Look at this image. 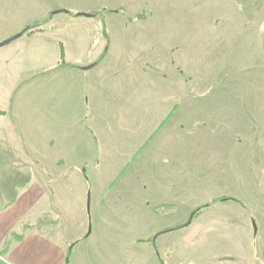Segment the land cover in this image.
<instances>
[{
	"label": "rangeland",
	"instance_id": "rangeland-1",
	"mask_svg": "<svg viewBox=\"0 0 264 264\" xmlns=\"http://www.w3.org/2000/svg\"><path fill=\"white\" fill-rule=\"evenodd\" d=\"M30 6L27 3L19 12L0 19V40L12 26H25L24 31L28 26H44L50 35L56 34L62 41L63 48L58 50L61 61L66 54L70 59L77 57L81 64H96L106 47L102 26L107 30L108 43L104 50L110 51L105 61L99 69H91L75 83V88L80 87L77 100L81 104H86L89 94L90 104L92 97L100 105L98 131L90 124L92 131H74L73 136L77 152L83 150V154L74 156L91 160L96 155L99 157L100 152L103 162L97 164L91 160L80 168L60 165L58 173H54L55 165H46L51 168L52 176H62L59 183L53 180L47 186L65 219V230L74 240L71 246L81 241L78 234L85 228V236L89 232L95 236L108 232L139 240L148 238L153 244L161 237L158 247L163 263L159 260L160 264H229L231 261L215 256H227L238 246L245 248L249 256L253 255V261L246 260L248 264H261L254 253L257 237L252 243L242 235L240 226L229 230L224 225L210 226V215L206 213L214 207L219 216L213 218L219 219L222 215L219 208L237 204L256 207L259 201L264 202L257 188L264 168L248 159L242 145L234 146L227 181L225 141L227 104L234 109H264L261 96L264 94V0H40L34 8ZM60 9L86 11L77 18L55 14L54 22L48 24L51 20L46 18ZM109 9L119 10L118 15ZM46 10L49 12L45 13ZM91 10L105 14V19L102 16V20L83 19L87 18L85 14L91 16ZM88 40H91L89 44ZM30 48L27 43L11 48L13 55L25 57V63L10 62L3 68L0 65V75L8 76L0 86L17 87L23 79L19 83L17 80L48 59L51 61L50 52L39 56ZM30 54H34L33 60L27 56ZM37 59L41 62L35 68ZM16 72L24 74L16 80ZM45 84L36 78L27 90L22 86L11 101V110L21 109L32 118L41 117L40 114L45 117L47 112L50 123L51 110L61 105V99L51 95L49 98L48 91L42 88ZM146 92L168 94L154 101L163 107L180 103L178 118L183 128L175 131L174 125L167 128L171 143H176L170 158L176 161L174 167L167 162H116L121 159L118 149L124 151L123 147L129 146L126 151L130 152L137 131H145L146 127L145 122L141 123L145 116L136 117L138 121H135L120 115V111L149 107L148 102L135 100ZM26 93L32 97L30 102L21 100ZM95 119L97 122L98 117ZM194 119L198 121L193 123ZM147 125L149 130L150 122ZM42 128L41 133L35 132L42 135L35 142L40 143L41 139L44 145L50 141L57 145L65 138L59 131L53 133L55 141L50 137V126L44 124ZM74 166L78 169H73ZM123 169L126 170L122 173ZM223 197L240 202L232 199L212 203ZM146 203L149 205L145 206ZM205 204L211 205L201 209L189 226L180 228L189 222L193 211ZM198 215L202 217L199 220L202 238L186 245L173 239L170 233L190 227ZM163 242L168 250L162 249ZM83 248L85 245L79 250ZM177 248L180 253H172ZM155 256L158 257L157 252ZM3 261L0 257V262ZM235 263L245 264V261Z\"/></svg>",
	"mask_w": 264,
	"mask_h": 264
},
{
	"label": "crops",
	"instance_id": "crops-1",
	"mask_svg": "<svg viewBox=\"0 0 264 264\" xmlns=\"http://www.w3.org/2000/svg\"><path fill=\"white\" fill-rule=\"evenodd\" d=\"M27 3L31 5V8H34L37 4H40V0H0V19L5 18L6 15L19 12V8H24ZM60 10L71 12L68 9ZM84 11L86 10L71 13L84 14ZM109 11L112 14L118 15L117 11L119 10L109 9ZM48 12L47 10L45 11V13ZM89 13L96 14V16L91 17L89 14H85L89 15V17L83 19L99 18V20H102V17L104 19L106 17L105 14L100 17V11L96 10H91ZM53 22L54 18L48 24ZM24 27L21 25L12 26L5 32V38L0 40V43L9 39V37L23 32ZM29 27L31 29L24 32L19 39L10 42L4 47H0V65L2 68L10 62H20V65L25 63V57H20L18 53H16L17 55H13L14 52L11 48L14 46L21 47V45L26 43L32 47L30 51L33 53H38L41 56L48 55V52H50L49 56L51 57V61L48 59L39 68L27 73L21 79L19 78L24 72L21 75L19 72H16V80L19 79L17 83L23 79L17 87L10 89L0 86V251L3 250L10 234L14 233L22 236V238L21 241L10 238L8 252L3 257L5 264H65L66 251L74 240L69 238L68 232L65 230V219L62 218L52 190L47 186L48 184L51 185L53 180L59 183L62 176L56 174L52 176L51 168L49 170L46 168V165H55L54 173H58L57 167L60 165H79L78 168H80L91 160L97 162V164L103 162V159H100V152L98 154L99 157L96 155L95 159L93 157L91 160H86L84 157H79V155L83 154V150L79 149L77 152V147H75L74 131L89 132L93 129L98 131L99 119L102 114L100 105L97 106L92 97V103L90 104L89 94L86 95V104H81V101L77 100L80 87L75 88V83L82 78L83 74H86L91 69H99L110 49L109 51L107 50L103 60L98 64H81L77 57L70 59L66 54L65 59L61 61L58 56V50L60 47L63 48V44L57 35H50L44 26ZM89 41L91 42V40H88V44ZM104 48L101 54L104 52ZM33 55L27 56L32 59ZM46 57L48 58V56ZM35 61L36 68L41 61L39 59ZM89 66L91 68L85 70ZM4 77L8 78V76L0 75V83L3 82ZM36 78L39 79V82H46L42 88L48 91L49 98L51 95V98L59 97L61 99V105L55 106L51 110L50 123H47L49 119L47 112L44 114L46 118L42 114H40L41 117L32 118L30 114H26L21 109L18 111L11 110L10 104L15 93L22 86L27 90L28 87L35 83ZM166 95L169 96L168 94ZM166 95L154 92L142 93L139 95V98L135 97V100L139 102L146 101L150 105L149 107H129L120 111V115L135 118V121H138L136 117L145 116V120L141 123L145 122L146 127H144L145 131H137L136 141L132 145V148H130V152L126 151L129 149V146L124 145V151L118 149L117 152L120 154L119 157L121 159L117 160V163L132 164L142 161L147 163L167 162L171 167H174L176 161L170 158L175 153L176 143H171L170 136L167 134V128L174 125V131L181 130L183 125H181L180 118H178L180 116V103H173L171 107L170 104H167V107H163L164 105L162 106L157 103L154 104L155 100L160 101ZM261 96L264 99V94H261ZM24 97L21 100L26 102L32 100L31 95L27 93L24 94ZM131 98H133V95ZM183 98H185L184 94ZM98 99L99 97L97 101ZM91 105L92 107H96L95 110H92ZM33 116L35 115L33 114ZM95 117H98L97 122L95 121ZM194 120H192L194 121L193 123L198 121V119ZM149 122L150 129L148 130L146 128ZM44 124L50 126V137L52 139L56 138L53 136V133H59V131L65 135V138L61 141L62 143L56 145L50 141L47 145H44L41 139L40 143L35 142L36 138L42 137L40 134L37 136L35 132L41 133ZM90 124L93 125V129L89 126ZM225 141L227 181L235 145L236 147L242 145L244 154L248 156V159L253 164L264 168V109L244 107L234 109L228 107L227 104ZM74 154L79 155L74 156ZM48 156H50V159H48ZM78 168L74 166L73 169ZM125 170L123 169L122 173ZM175 173H179V171ZM258 179V193L264 197V173ZM232 199L237 200L235 198ZM148 205L146 203L145 206ZM213 208L210 207L208 209L210 213H206L210 215V217L208 216L210 226L212 224L224 225L227 228L226 230L230 228L236 229L240 226L242 235L252 243L255 242L254 240L257 237L254 253L256 259L258 258L262 264V261H264V202L259 201L256 207L254 205L240 207L237 204L232 205V207L225 206V209L219 208L222 214L219 219H215L219 215H217ZM198 216L197 220L190 227L170 233L173 239L178 240V242L181 241L186 245V242H194L198 237L202 238L201 234L203 232L199 230V228L201 229L199 220L202 217ZM214 216L215 218H213ZM84 229L78 234V238L81 241L74 243L72 247L69 264H160L158 263L159 260L162 262L160 258L161 254L159 253L160 248L158 247V240L161 237L154 241L156 243L154 245L148 238L139 240L136 237H128L127 235L125 237L116 236L108 232L98 236L89 232L90 234L85 236ZM164 243H162V249L165 248ZM82 245H85V248L79 250ZM138 248L141 250L140 252L135 250ZM165 249L168 250L167 248ZM177 249V251H175L176 249H172V253H180L181 250ZM155 252H157L159 259L155 256ZM215 258L219 260L232 258L245 261V264H248L246 260L253 261V255L249 256L246 249L239 246L228 253L227 256H215ZM229 264L238 263L231 262Z\"/></svg>",
	"mask_w": 264,
	"mask_h": 264
},
{
	"label": "trees",
	"instance_id": "trees-1",
	"mask_svg": "<svg viewBox=\"0 0 264 264\" xmlns=\"http://www.w3.org/2000/svg\"><path fill=\"white\" fill-rule=\"evenodd\" d=\"M60 13H66V14H69V15H71V16H80V15H81L80 13H71V12H68V11H65V10H58V11H56V12H54V13H51V14L46 18V21H50V20L52 19V17H53L55 14H60ZM91 16H92V17H93V16H96V14H91ZM100 16H102L101 13H100ZM29 28H30V27H29ZM29 28L25 29L24 32H27V31L29 30ZM102 35H103V37H104V39H105V41H106V47H105V48H107L108 37H107V30H106V27H105L104 25L102 26ZM106 52H107V50L105 49L104 52H103V53L101 54V56L99 57V59H98V61H97L96 64H98L99 62H101V60L104 58ZM62 54H63V52H62ZM227 201H232V199H230V198H224V197H223V198H218V199L213 200L212 203H213V202H227ZM212 203H211V204H212ZM211 204H205V205H203L202 207H200V208L196 209L195 211H193V213H192V215H191V217H190L189 222H188L185 226L180 227V228H184V227L189 226V225L191 224V221H192V219L194 218V216H196V215L200 212L201 209H203V208H208ZM178 229H179V228H178ZM10 238H11V239H16L17 241H21L22 236L16 235V234H14V233L10 234L9 238H7V240H6V242H5V246H4L3 250L0 251V257H4V256L6 255V253L8 252V248H9L10 241H11ZM73 245H74V244H73ZM73 245H72V246L70 245V246L68 247L67 251H66L65 264H69V258H70V255H71V250H72ZM222 260H223V259H222ZM224 260L231 261V262H236V261H237V259H232V258H231V259H224ZM0 264H5V263H4V262H0Z\"/></svg>",
	"mask_w": 264,
	"mask_h": 264
},
{
	"label": "water",
	"instance_id": "water-1",
	"mask_svg": "<svg viewBox=\"0 0 264 264\" xmlns=\"http://www.w3.org/2000/svg\"><path fill=\"white\" fill-rule=\"evenodd\" d=\"M85 16L89 17V15H85ZM22 35H23V32L18 33V34H16V35L10 37L9 39H7V40L1 42V43H0V47H3V46H5V45L9 44L10 42H13V41L19 39ZM90 68H91L90 66H89V67H86L85 70H88V69H90Z\"/></svg>",
	"mask_w": 264,
	"mask_h": 264
}]
</instances>
